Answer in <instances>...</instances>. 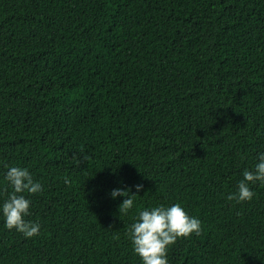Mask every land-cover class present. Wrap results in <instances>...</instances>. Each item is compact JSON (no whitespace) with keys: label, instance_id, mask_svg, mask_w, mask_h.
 Segmentation results:
<instances>
[{"label":"trees","instance_id":"obj_1","mask_svg":"<svg viewBox=\"0 0 264 264\" xmlns=\"http://www.w3.org/2000/svg\"><path fill=\"white\" fill-rule=\"evenodd\" d=\"M261 153L264 0H0V264H142L138 211L177 203L202 232L169 264H264V184L227 199ZM12 166L43 185L31 238Z\"/></svg>","mask_w":264,"mask_h":264},{"label":"clouds","instance_id":"obj_2","mask_svg":"<svg viewBox=\"0 0 264 264\" xmlns=\"http://www.w3.org/2000/svg\"><path fill=\"white\" fill-rule=\"evenodd\" d=\"M12 191L2 205L5 227L16 230L25 237L31 238L40 233V224L26 220L31 214L32 200L24 193L35 195L43 191V185L36 181L27 168L12 166L6 174ZM257 182L264 184V153L259 154L254 169H245L243 179L239 181L238 192L227 197L238 202L251 201L255 196L252 185ZM65 183H70L66 180ZM143 185H136L137 192ZM113 198L127 197L119 206V212L127 214L134 207V194L131 189H114ZM202 222L188 212L180 204L156 206L151 209L139 210L136 222L128 231V237L134 252L141 258L142 264H169L167 259L169 248L181 238L192 234L200 235Z\"/></svg>","mask_w":264,"mask_h":264}]
</instances>
